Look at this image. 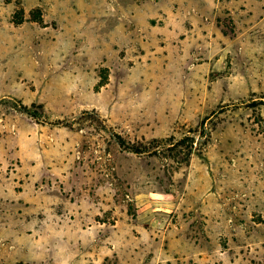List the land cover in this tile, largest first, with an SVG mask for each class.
I'll list each match as a JSON object with an SVG mask.
<instances>
[{
  "label": "rangeland",
  "instance_id": "1",
  "mask_svg": "<svg viewBox=\"0 0 264 264\" xmlns=\"http://www.w3.org/2000/svg\"><path fill=\"white\" fill-rule=\"evenodd\" d=\"M0 264H264V0H0Z\"/></svg>",
  "mask_w": 264,
  "mask_h": 264
}]
</instances>
